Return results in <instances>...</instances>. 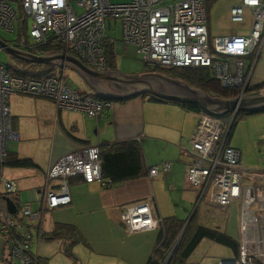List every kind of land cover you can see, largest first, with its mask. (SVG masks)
<instances>
[{
	"label": "built area",
	"instance_id": "2783aa9c",
	"mask_svg": "<svg viewBox=\"0 0 264 264\" xmlns=\"http://www.w3.org/2000/svg\"><path fill=\"white\" fill-rule=\"evenodd\" d=\"M205 1L0 0V28L14 31L15 25L16 40L8 45L17 49L33 55L62 52L92 70L103 71L107 67L105 41L113 44L114 51L116 42L105 36L104 24L117 20L120 43L131 45L148 69L203 66L221 87L244 96L247 89L258 84L251 79V72L264 36V0H237L228 7V16L230 21L240 23L241 33L211 38ZM11 94L46 98L59 109L81 111L94 119L112 102L72 89L63 80L61 68L54 67L43 76L25 77L9 74L0 65V163L7 145L18 139L10 126L7 96ZM230 121L221 123L206 112L197 113L188 141L191 159L186 180L200 187V201L205 200L211 208L226 211L237 203L238 256L217 264H264V167L240 165L239 151L225 143ZM166 168L167 162L149 166L147 176L154 177ZM75 176L86 183L102 181L98 145H80L50 163L44 181L56 179L57 184L54 190L43 191L37 211L24 203L19 214L17 207L9 213L3 195L10 198L15 185L0 177V234L6 236L9 256L15 262L40 264L29 249L30 235L22 218L40 216L43 209L68 204L66 179ZM120 220L130 233L153 230L158 222L143 201L124 207ZM170 254L171 250L165 252L159 264H170Z\"/></svg>",
	"mask_w": 264,
	"mask_h": 264
},
{
	"label": "crops",
	"instance_id": "0c3cea01",
	"mask_svg": "<svg viewBox=\"0 0 264 264\" xmlns=\"http://www.w3.org/2000/svg\"><path fill=\"white\" fill-rule=\"evenodd\" d=\"M251 79L264 81V36ZM78 92L93 95L89 91ZM21 96L29 95L7 96L10 126L18 139L8 144L6 157L7 161L29 159L34 166L6 164L0 169V177L14 183L10 198L19 205L27 203L32 211L39 210L43 191L54 190L57 184L56 179L45 183V169L80 145H98L101 151L107 145L132 140L140 155L141 175L116 182H107L103 177L102 181L89 183L77 176L68 177V204L43 209L40 216L22 218L30 235L29 249L40 264H49L56 254L64 264H146L150 257H158L162 251L161 221L166 227V192H180L178 198L194 208L201 200L200 187L186 180L191 159L188 141L197 113L185 110L178 102L156 101L143 95L112 100L95 119L81 111L59 109L46 98L31 96L37 101L36 110L25 114L11 109V103ZM229 138L228 135L227 144ZM160 162H167L166 170L149 178L146 168ZM0 192L3 194L2 186ZM138 201L148 205L158 222L153 230L130 233L122 224L120 213ZM169 218L181 221L173 215ZM15 263L9 256L6 236L0 234V264Z\"/></svg>",
	"mask_w": 264,
	"mask_h": 264
},
{
	"label": "rangeland",
	"instance_id": "374dc122",
	"mask_svg": "<svg viewBox=\"0 0 264 264\" xmlns=\"http://www.w3.org/2000/svg\"><path fill=\"white\" fill-rule=\"evenodd\" d=\"M109 1L111 3H125L129 0ZM236 1L237 0L205 1V16L210 38L217 35L241 33L242 28L240 26V23L230 21L228 16V7L236 3ZM104 28L105 36L116 41L115 51H113V58H106V68H113L125 74L157 72L153 71L155 69H148L144 65L139 56L134 52L131 45L124 46L120 43V28L117 20L111 23L105 21ZM16 35L17 31L15 29V25L14 31H7L0 28V39L7 44H12V42L16 40ZM14 59L15 58L10 57L7 53L0 49L1 66L5 68H7L8 66L17 67L18 64L16 61H14ZM57 68L62 69L63 80L72 89H76L81 92L89 91L92 93L88 85L75 70L71 69L68 66ZM101 85L108 86L106 82H103V84ZM205 91L211 96L219 97L228 96L230 92L232 95H234V97L238 95L237 91H235L234 89H221L216 80H211ZM248 91L249 89L245 91V95L248 93ZM35 100L36 99L31 96H21L19 99H15L13 103H11V109L12 111H18L19 113L30 114L32 111L36 110L35 106L37 101ZM231 115L232 111H230L227 116L225 115L226 117H221V123H228L230 121ZM234 115L235 118L233 120V126H231L232 128L229 134L230 138L228 141V145L240 152L241 161L239 163L242 167L249 169H257L261 166L264 167V111L247 112L243 110H236V114ZM260 135H262V137H260ZM169 188L170 187L166 186V191H169ZM179 193L180 192L175 191H170V193L166 192V218L169 219V217L173 215L181 220L180 230L176 234L175 238L171 241L172 243L169 245L170 249H166V253L167 251L171 250L170 257L174 255L172 247L175 251L180 238L182 241V245H185L189 241V237L191 236L190 229L194 224H202L203 226H209L212 228H215V226L217 225L219 226V228L217 229L218 231L229 234V237L237 242V222L239 216L237 203H235L236 205H229L225 211L222 208H211L209 206L211 204L205 202L204 200L200 201V203L194 208L191 207L190 204L181 201L178 198ZM19 212L20 205L18 204L16 214H19ZM192 213L193 219L187 225V222L189 220L188 218L191 217ZM232 256L233 251L227 245L213 242L207 238H201L190 255L182 260L181 264H215V262H218L219 259H228ZM58 257V254H56L54 258L50 259L49 264H64L65 262H63V260ZM15 264L19 263L16 262Z\"/></svg>",
	"mask_w": 264,
	"mask_h": 264
},
{
	"label": "water",
	"instance_id": "95a60500",
	"mask_svg": "<svg viewBox=\"0 0 264 264\" xmlns=\"http://www.w3.org/2000/svg\"><path fill=\"white\" fill-rule=\"evenodd\" d=\"M0 49L17 60L35 63L51 64L53 66H68L75 70L88 85L93 95L102 99L124 100L135 96L150 95L160 100L178 103L195 104L200 111L220 118L236 110L257 112L264 107V88L248 93L244 96L222 98L211 96L207 92L192 87L178 78L166 76L158 72H143L125 74L115 69L107 68L103 71L92 70L83 65L71 55L62 52H51L33 55L8 45L0 39ZM103 82L108 86L102 87ZM5 207L9 213H14L17 201L4 197Z\"/></svg>",
	"mask_w": 264,
	"mask_h": 264
},
{
	"label": "trees",
	"instance_id": "16d2710c",
	"mask_svg": "<svg viewBox=\"0 0 264 264\" xmlns=\"http://www.w3.org/2000/svg\"><path fill=\"white\" fill-rule=\"evenodd\" d=\"M20 34H24V31L21 30ZM111 44L108 40L105 41V55L107 59L113 58L114 49L113 47H111ZM14 61L17 62L18 64L17 67L8 66L6 68L7 72L12 75H21L25 77L43 76L51 72L53 70L52 68L54 67L51 64L27 63V62H23L17 59H14ZM153 69H155L153 71H157L158 73L164 74L166 76H170V77L183 80L186 83H188L190 86L201 89L203 91L206 90L211 80H215L214 78L210 76L208 70L205 67H155ZM261 87H264V81L258 83L252 89L250 88L251 90H249L248 93L257 91V89H260ZM221 89L226 90L223 87H221ZM148 96L152 100L167 101V100L157 99L150 95ZM224 97L231 99L234 97V95H232L230 92L228 96H223L222 98ZM178 104L187 111H192L195 113L200 112V109L195 104H189V103H178ZM258 111L260 112L262 110H258ZM227 115L228 114H226V116ZM226 116L224 115L223 117H226ZM234 118H235V115L233 119L230 121V126L228 128L227 137L232 128L231 126H233ZM10 123H11V119H10ZM227 137H226V140H227ZM6 152H7V147H6ZM6 164L12 167L34 166L33 163L29 159H13V160L7 161V157L5 155L3 161L0 163V169L2 166ZM99 167H100L102 177L107 178L109 181H112V182L134 178L136 176L141 175L140 155L137 149V145L132 140H125V141H121L116 144L107 145L101 151L99 150ZM147 168H146V174H147ZM192 219H193V215L188 220L187 225L192 221ZM180 223L181 221L179 220H174L173 218L172 219L166 218V227H165L164 220L161 221L159 242L162 241L161 242L162 251L159 253L158 257L156 256L150 257L146 264H157L156 258L158 259L163 258L164 253L166 252V249L167 250L170 249L169 245L172 243L171 241L175 238L176 234L180 230V226H181ZM190 231H191V236L189 237L190 238L189 241L185 245H182V241L180 238L178 246L175 251L173 248L174 255H172L171 257L172 259L170 261V264H173V263L181 264L182 260L187 258L190 255V253L192 252V250L194 249V247L197 245V243L200 241L201 238H207L213 242L227 245L233 251L232 258L233 259L237 258L238 243L234 241L232 238H230L227 234L221 231H218L217 228L194 224L192 225V228L190 229ZM177 256H178V259H177ZM253 263L256 264V262H253Z\"/></svg>",
	"mask_w": 264,
	"mask_h": 264
},
{
	"label": "flooded vegetation",
	"instance_id": "af4514ba",
	"mask_svg": "<svg viewBox=\"0 0 264 264\" xmlns=\"http://www.w3.org/2000/svg\"><path fill=\"white\" fill-rule=\"evenodd\" d=\"M111 69H113V68H111ZM102 87H106L105 85L104 86H102ZM95 96V95H94ZM156 261H157V264H159L160 262H162V260L161 259H158V258H156Z\"/></svg>",
	"mask_w": 264,
	"mask_h": 264
},
{
	"label": "bare ground",
	"instance_id": "6f19581e",
	"mask_svg": "<svg viewBox=\"0 0 264 264\" xmlns=\"http://www.w3.org/2000/svg\"><path fill=\"white\" fill-rule=\"evenodd\" d=\"M200 67H203V66H200ZM110 100V99H109ZM217 119H220V118H217Z\"/></svg>",
	"mask_w": 264,
	"mask_h": 264
}]
</instances>
